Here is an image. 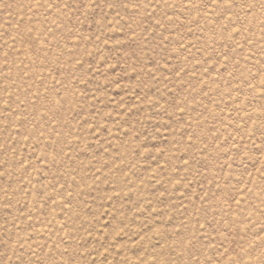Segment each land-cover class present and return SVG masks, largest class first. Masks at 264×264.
Returning a JSON list of instances; mask_svg holds the SVG:
<instances>
[{
    "label": "rangeland",
    "instance_id": "374dc122",
    "mask_svg": "<svg viewBox=\"0 0 264 264\" xmlns=\"http://www.w3.org/2000/svg\"><path fill=\"white\" fill-rule=\"evenodd\" d=\"M0 264H264V0H0Z\"/></svg>",
    "mask_w": 264,
    "mask_h": 264
}]
</instances>
